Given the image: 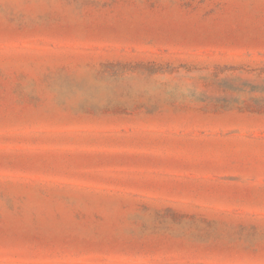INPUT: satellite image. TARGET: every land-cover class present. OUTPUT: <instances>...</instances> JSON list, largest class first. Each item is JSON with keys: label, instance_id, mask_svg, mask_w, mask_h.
Segmentation results:
<instances>
[{"label": "rangeland", "instance_id": "374dc122", "mask_svg": "<svg viewBox=\"0 0 264 264\" xmlns=\"http://www.w3.org/2000/svg\"><path fill=\"white\" fill-rule=\"evenodd\" d=\"M0 264H264V0H0Z\"/></svg>", "mask_w": 264, "mask_h": 264}]
</instances>
